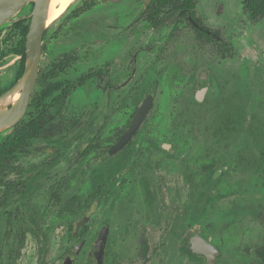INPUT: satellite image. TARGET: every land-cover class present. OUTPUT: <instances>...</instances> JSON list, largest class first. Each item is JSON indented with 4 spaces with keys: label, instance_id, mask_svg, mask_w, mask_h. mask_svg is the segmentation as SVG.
<instances>
[{
    "label": "rangeland",
    "instance_id": "rangeland-1",
    "mask_svg": "<svg viewBox=\"0 0 264 264\" xmlns=\"http://www.w3.org/2000/svg\"><path fill=\"white\" fill-rule=\"evenodd\" d=\"M149 2L74 0L48 23L17 124L37 121L38 131L0 155V264H62L82 238L76 264H93L89 251L107 224L106 264H201L181 250L195 231L220 247L218 264H264V18L252 21L242 0H197L196 17L220 31L222 47L185 18L156 33ZM33 6L0 27V93L20 68L15 23L30 22ZM174 15L162 9L156 20ZM202 70L209 89L199 102ZM56 81L64 90L43 98ZM148 93L154 106L134 140L108 155ZM15 127L0 131V146ZM111 172L97 192L98 177Z\"/></svg>",
    "mask_w": 264,
    "mask_h": 264
},
{
    "label": "water",
    "instance_id": "water-1",
    "mask_svg": "<svg viewBox=\"0 0 264 264\" xmlns=\"http://www.w3.org/2000/svg\"><path fill=\"white\" fill-rule=\"evenodd\" d=\"M31 1L34 2V6L26 35L25 68L16 83L0 94V131L18 124L29 108L30 99L36 87L40 71L43 38L48 25L49 6L51 3V0H0V27L17 15ZM206 90L207 87L198 92L197 99L199 101L204 99ZM17 93H20V95L14 100L13 98ZM153 101V94H149L144 98L132 119L131 125L121 138L110 147L109 153L113 154L120 151L133 138L149 115ZM164 146L169 148V145L166 143ZM262 220H264V213L262 214ZM108 232L109 228L103 232L100 242L94 247V254L99 264H103L104 243L106 242ZM190 242L192 252L196 255L205 256L206 264L216 263L220 250L215 244L205 238L200 232H196L191 237ZM82 244L76 247L77 252L80 250ZM63 264H72V259L67 257Z\"/></svg>",
    "mask_w": 264,
    "mask_h": 264
},
{
    "label": "flooded vegetation",
    "instance_id": "flooded-vegetation-1",
    "mask_svg": "<svg viewBox=\"0 0 264 264\" xmlns=\"http://www.w3.org/2000/svg\"><path fill=\"white\" fill-rule=\"evenodd\" d=\"M151 1L152 0H150V2H149V4L151 3ZM148 4V5H149ZM148 5H147V8H146V10H147V16H148V18H149V20H151V21H155L156 23H157V28H156V33H160V30L163 28V27H165V26H171V25H173V24H175L176 22H178L181 18H185V20L192 26V28L195 30V32H196V34H197V36L198 37H205V38H207V39H209V40H213L214 42H218L219 44H220V46H222V47H228L229 46V43H227L225 40H223V38H222V36H221V34H220V31H218V30H213V29H211V28H209V27H207L199 18H197L196 17V8L194 9V11H195V15L193 16L192 15V11H190V10H187V9H185V10H173V9H171V7H169V6H164V7H161L158 11H160V10H162V9H169V10H171L172 12H174L175 13V15L172 17V18H169V19H165V20H156V17L154 18V19H151L150 18V16H149V12H148ZM196 7H197V4H196ZM157 11V12H158ZM177 18V20H175ZM171 21V22H170ZM200 32H204V33H206V34H208V35H210V36H212L213 37V39H210V38H208V37H206L205 35H200L199 33ZM45 34V33H44ZM43 40H44V38H43ZM150 50H152L153 48L152 47H150L149 48ZM137 55H138V52L137 53H135V55H134V59H131V61H130V63L132 64L133 62H134V60L137 58ZM41 59H42V57H41ZM40 65H41V61H40ZM136 67L133 69V71H132V74L127 78V80L123 83V85H126L129 81H131L132 80V78H133V75L136 73ZM135 71V72H134ZM205 72V73H204ZM23 74V73H22ZM98 74V73H97ZM98 75H100V74H98ZM39 76V75H38ZM21 77V76H20ZM19 77V78H20ZM18 78V79H19ZM208 78H209V75H208V72H207V70H202L201 71V73H200V75H199V81H201L202 82V85L198 88V90H197V92H196V95H195V97H196V99H197V94H198V92L200 91V90H202L203 88H205V87H207V90L209 89V86L206 84V82L205 81H207L208 80ZM18 79H16L15 80V82L14 83H16V81L18 80ZM13 83V84H14ZM79 83H81V84H83L84 83V78H80L79 79ZM12 84V85H13ZM57 85V84H60V86L57 88V89H55L54 91H52V92H50L46 97H49V96H51L52 94H54L55 92H57V91H59V90H64L63 89V82L62 81H56V82H49L46 86H45V88L47 87L48 89L50 88V87H52L53 85ZM11 85V86H12ZM10 86V87H11ZM9 87V88H10ZM8 88V89H9ZM44 88V89H45ZM7 90V89H6ZM5 90V91H6ZM206 90V91H207ZM206 91H205V93H206ZM4 92V91H3ZM3 92H1V93H3ZM0 93V94H1ZM149 94H153L154 95V101H155V94L154 93H148L147 95H149ZM146 95V96H147ZM145 96V97H146ZM144 97V98H145ZM204 97H205V94H204ZM144 100V99H143ZM154 101H153V104H152V107H151V110H150V113H151V111H152V108H153V106H154ZM197 101H199L198 99H197ZM203 101V100H202ZM143 102V101H142ZM141 102V103H142ZM199 102H201V101H199ZM30 105V104H29ZM140 106V105H139ZM139 106H138V108H139ZM138 108H137V110H138ZM29 109V108H28ZM136 110V111H137ZM136 111H135V113H136ZM135 113L133 114V116H132V119H133V117H134V115H135ZM149 113V114H150ZM26 114V113H25ZM25 116V115H24ZM149 116V115H148ZM148 116H147V118H148ZM146 118V119H147ZM132 119H131V121H130V123H129V125L126 127V129L119 135H117V139H116V141L112 144V145H114L120 138H121V136L125 133V131L127 130V128L131 125V123H132ZM146 119H145V121H146ZM21 121V120H20ZM144 121V122H145ZM144 122H143V124H144ZM142 124V125H143ZM17 125V124H16ZM15 125V126H16ZM142 125L139 127V129L137 130V132H136V134L133 136V138L123 147V149H121L120 151H122V150H124V149H126L131 143H132V141L134 140V138H135V136L137 135V133H138V131L140 130V128L142 127ZM168 144L169 145V148H166L165 146H164V144ZM112 145H110L108 148H107V154L108 155H115V154H117L118 152H120V151H118V152H116V153H113V154H111V153H109V149H110V147L112 146ZM162 147L164 148V149H170V147H171V144L170 143H167V142H163L162 143ZM264 149V148H263ZM260 160H261V155H260ZM259 164H260V161H259ZM120 165V163H118V164H116V167H118ZM218 172L219 171H217L216 173H215V176L218 174ZM113 173L111 172V173H109L108 175H106V176H109L110 178H113V175H112ZM102 176V175H101ZM100 177V176H99ZM99 177H98V179H99ZM104 177V176H103ZM108 178V177H107ZM97 179V181L96 182H98L99 180ZM107 186V185H106ZM98 187V186H97ZM143 187H144V189H145V195H146V198H147V202L150 200L149 198H151L152 197V194L150 193V190H149V185H148V183L147 182H144L143 183ZM97 192L98 191H103V190H99V188H97V189H95ZM149 203V202H148ZM150 204V203H149ZM264 213V211L261 213V216H260V218H261V220H262V214ZM262 221H264V220H262ZM107 228H109V232H108V235H107V239H106V242L104 243V254H103V264H106V247H107V243H108V239H109V234H110V225L109 224H107V225H105V227L99 232V236H98V238L96 239V241L94 242V244H93V246L91 247V249H90V251H89V257L91 258V260H92V263L93 264H99V261H98V259L95 257V254H94V247L97 245V243H99L100 242V240H101V237H102V234H103V232L107 229ZM196 232H199V231H195L194 233H192L190 236H189V239H188V243L186 244V245H184L183 247H182V251L189 257V258H192V259H199V260H201V264H206V257L205 256H202V255H196V254H194L193 252H192V250H191V248H190V239H191V237L193 236V235H195L196 234ZM78 234V230H75L74 232H73V235L74 236H76ZM202 234V233H201ZM203 235V234H202ZM204 236V235H203ZM23 239H24V237H25V235L23 234ZM205 238H207L206 236H204ZM208 240H210L209 238H207ZM211 241V240H210ZM213 244H215L213 241H211ZM81 243H83L82 244V246H81V248H80V250L77 252V250H76V247L79 245V244H81ZM86 243H87V238H82L72 249H70L69 250V252H67V254H66V256H65V258H64V260H63V262H62V264L64 263V261L66 260V258L67 257H70L71 259H72V264H76V258H77V256L81 253V251L83 250V247L86 245ZM218 248H219V250H220V254L218 255V258H217V261H216V263L215 264H218V261H219V258H220V256H221V249H220V247L217 245V244H215ZM260 250V249H259ZM259 250H257V254H258V251ZM193 256H192V255ZM259 255V254H258ZM195 256H198L199 258H196ZM260 256V255H259Z\"/></svg>",
    "mask_w": 264,
    "mask_h": 264
},
{
    "label": "trees",
    "instance_id": "trees-1",
    "mask_svg": "<svg viewBox=\"0 0 264 264\" xmlns=\"http://www.w3.org/2000/svg\"><path fill=\"white\" fill-rule=\"evenodd\" d=\"M197 0H152L151 3L148 5V12L151 19H154L157 15V11L164 6H169L173 10H190L192 11V15H195L194 9L196 8ZM243 4V10L248 14L249 18L257 22L264 18V0H242ZM16 26H18L21 29V32L23 33V42L21 48H20V68L17 73L16 79H18L25 68V62H26V53H25V43H26V35L29 29V22L25 23V19H21L17 21ZM200 35H205L206 37L213 39L212 36L200 32ZM2 55L0 54V59ZM60 86V84H55L49 89L46 87L42 91V97L45 98L50 92L54 91ZM38 131L37 121H30L27 124L22 125H16L14 131L10 132L3 140L1 146H0V155L2 156H12L15 154L18 150L22 149L28 141L34 137L36 132ZM94 148V145H88L86 150H90ZM259 168L264 170V149L261 152V160L259 164ZM107 177L109 176H100L99 181L95 182V189L99 188V190H105L106 189V183H107ZM31 181H24L22 182V186L24 188L22 189L23 192L25 190L29 191L31 193ZM98 186V187H97ZM258 254L264 261V247L261 248L258 251ZM192 255V254H191ZM193 256V255H192ZM196 258H199L198 256H195Z\"/></svg>",
    "mask_w": 264,
    "mask_h": 264
},
{
    "label": "bare ground",
    "instance_id": "bare-ground-1",
    "mask_svg": "<svg viewBox=\"0 0 264 264\" xmlns=\"http://www.w3.org/2000/svg\"><path fill=\"white\" fill-rule=\"evenodd\" d=\"M74 0H51L49 6L48 23L53 22L61 17ZM16 17V16H15ZM20 93L14 96V100L19 97Z\"/></svg>",
    "mask_w": 264,
    "mask_h": 264
}]
</instances>
